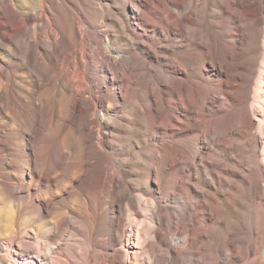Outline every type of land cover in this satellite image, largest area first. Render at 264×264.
Wrapping results in <instances>:
<instances>
[{"label":"clouds","instance_id":"obj_1","mask_svg":"<svg viewBox=\"0 0 264 264\" xmlns=\"http://www.w3.org/2000/svg\"><path fill=\"white\" fill-rule=\"evenodd\" d=\"M0 264H264V0H0Z\"/></svg>","mask_w":264,"mask_h":264}]
</instances>
